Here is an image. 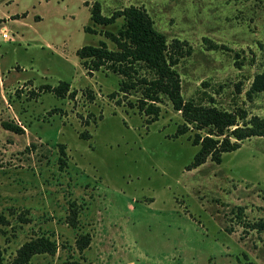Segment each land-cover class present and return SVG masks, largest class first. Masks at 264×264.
<instances>
[{
    "label": "rangeland",
    "instance_id": "obj_1",
    "mask_svg": "<svg viewBox=\"0 0 264 264\" xmlns=\"http://www.w3.org/2000/svg\"><path fill=\"white\" fill-rule=\"evenodd\" d=\"M129 5L143 7L167 42L190 45L175 65L183 99L210 95L218 108L264 119V90L245 94L264 72V0H0L2 264L39 235L54 252L27 264H242L243 254L264 264V233L246 226L264 218V137L187 170L197 146L188 133L170 137L179 112L163 100L145 124L125 96L119 105L108 97L119 76L87 73L76 56L99 40L114 48L102 31L122 19L95 24L92 11ZM62 83L61 96L44 88ZM80 233L89 243L77 250Z\"/></svg>",
    "mask_w": 264,
    "mask_h": 264
},
{
    "label": "trees",
    "instance_id": "obj_2",
    "mask_svg": "<svg viewBox=\"0 0 264 264\" xmlns=\"http://www.w3.org/2000/svg\"><path fill=\"white\" fill-rule=\"evenodd\" d=\"M120 17L122 23L111 32L104 30L102 35L109 39L114 48H108L103 40L95 45H83L76 50V56L81 60L87 73L103 69L119 76L116 90L108 94L119 105V100L125 96L127 108H135L136 112L144 116L145 124L157 119L160 112V103L166 100L171 108L179 112L181 121L176 124L170 137L176 138L188 133V140L197 150L186 169H192L202 164L208 157L214 163H219L222 153L235 150L241 140L251 136L264 137V119L257 115H248L241 107L232 110L218 108L210 95L206 103L196 101L193 97L183 99L180 93V80L175 65L178 61L190 54L191 47L185 40L172 38L167 42L165 35L156 30L151 17L141 6L129 5L109 16L92 11L91 20L95 24L108 25ZM85 30H89L85 27ZM63 85V87H62ZM67 84L62 83L55 87L45 86V89L61 96L66 91ZM264 90V72L254 75L245 94L248 98L252 94ZM127 96H134L128 100ZM4 129L17 132L15 125L1 123ZM80 138H88L86 131L78 134ZM60 157L58 166L65 164V152L59 144ZM70 204L71 217L67 219L71 227L75 226L76 211ZM241 212L242 207L236 206ZM6 219L0 215V224ZM247 227L264 233V218L246 223ZM230 229H227V231ZM89 243L88 234H78L74 239L77 250H82ZM54 241L46 236L39 235L21 243L15 250L11 264H27L34 254L54 252ZM0 264L2 255L0 250ZM66 264H78L70 261ZM242 264H257L243 254Z\"/></svg>",
    "mask_w": 264,
    "mask_h": 264
},
{
    "label": "crops",
    "instance_id": "obj_3",
    "mask_svg": "<svg viewBox=\"0 0 264 264\" xmlns=\"http://www.w3.org/2000/svg\"><path fill=\"white\" fill-rule=\"evenodd\" d=\"M196 168V167H195Z\"/></svg>",
    "mask_w": 264,
    "mask_h": 264
}]
</instances>
